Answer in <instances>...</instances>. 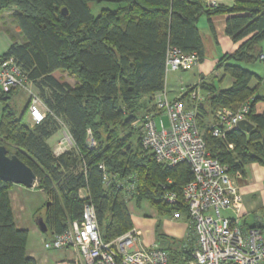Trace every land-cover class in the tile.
Listing matches in <instances>:
<instances>
[{
    "label": "trees",
    "instance_id": "trees-1",
    "mask_svg": "<svg viewBox=\"0 0 264 264\" xmlns=\"http://www.w3.org/2000/svg\"><path fill=\"white\" fill-rule=\"evenodd\" d=\"M102 2L116 3L118 8L93 16L90 4ZM5 13L23 42L13 41L0 60H15L48 112L41 123L32 125L25 121L28 105L18 114L10 103L16 91L0 90V146L34 171L36 188L48 196L47 235L60 234L80 219L86 203L81 189L95 206L106 242L134 229L128 208L133 200L138 207L148 201L159 215L183 213L189 219L182 191L193 179L190 166L157 163L143 148L142 134L134 124L155 110L154 96L165 89L170 47L197 53L204 61L198 27L204 16L215 37L212 17L228 15L226 34L241 43L234 54L221 58L216 66L220 73L200 85L206 93L199 105V122L207 149L233 173H243L251 163L264 165V113L256 112L257 104L264 102L260 93L264 77L239 65L258 62L263 55L264 0H236L230 7L212 6L207 0H0V27ZM59 71L75 78L76 84L57 79L54 74ZM226 77L232 85L219 89L215 83L220 86ZM195 88L190 87L182 100L188 102ZM247 101L253 129L235 128L225 138L213 137L210 120L217 109L237 110ZM62 127L74 146L56 155L48 141ZM90 136L94 147L89 145ZM12 186L0 179V264H37L27 253L29 231L15 224ZM168 191L179 196L176 204L165 201ZM191 228L178 240L161 234L157 226L158 246L168 251L169 264L193 259L196 240Z\"/></svg>",
    "mask_w": 264,
    "mask_h": 264
},
{
    "label": "built area",
    "instance_id": "built-area-1",
    "mask_svg": "<svg viewBox=\"0 0 264 264\" xmlns=\"http://www.w3.org/2000/svg\"><path fill=\"white\" fill-rule=\"evenodd\" d=\"M207 3L217 5L211 0ZM261 60H264L263 56ZM199 63L197 53H185L170 47L166 74L188 71ZM200 85L189 93L188 102L182 100L186 91L175 99H170L165 90L156 93L155 110L146 113L134 126L142 134L143 148L154 155L157 163L169 167L187 163L192 170L193 179L182 191L196 240L193 259L187 264H264L262 231L250 227L244 232L241 226L243 198L236 180L242 172H230L229 167L212 157L207 149L205 130L199 122V105L206 98ZM0 90L6 94L13 91L26 93L32 125L45 119L48 109L13 58L0 60ZM250 105L247 101L237 110L217 109L210 125L212 136L225 138L226 132L238 128L240 122L250 121ZM69 143L74 146L67 130L66 138L59 144ZM89 145L96 146L91 136ZM67 150L59 146L54 153L59 155ZM79 194L86 200L80 219L72 221L60 234H43L45 250L73 251L72 257L54 264H169L168 251L158 245L138 246L135 229L106 242L99 229L95 206L87 200L85 190L81 189ZM164 199L168 204H176L179 196L168 191ZM223 212L231 215H223Z\"/></svg>",
    "mask_w": 264,
    "mask_h": 264
},
{
    "label": "crops",
    "instance_id": "crops-1",
    "mask_svg": "<svg viewBox=\"0 0 264 264\" xmlns=\"http://www.w3.org/2000/svg\"><path fill=\"white\" fill-rule=\"evenodd\" d=\"M211 1H215L217 4L225 5L229 7L233 6L236 3V0H211ZM228 17H229L228 15H217L212 17L211 23L215 30V37L211 34L208 19L205 16L200 19L198 23V27L200 29L205 45V59L203 62H200L198 65H196L195 67H193L188 71L172 72L167 74L166 85L164 90L167 92L168 97L170 99L178 98L179 96L183 95L184 91H187L190 87L200 85L203 81L210 80L215 73H217L218 75L220 71L216 72V66L220 62L221 58L225 55L234 54L237 51L241 43L233 42L232 39L226 34V21ZM15 32L18 35H20L17 31ZM13 41L21 43L23 42V38L20 41L13 39V36H11L10 42H8L7 45V49L12 44ZM260 47L263 53L262 56L264 57V40L261 42ZM5 52L6 50L3 53ZM3 53L1 54V56L3 55ZM244 64L245 63H239V65L242 66L243 68L253 72L254 74L260 77H264V60L260 59V61L255 62V64L253 63L247 66H243ZM232 83L233 80L230 77H226L223 83L220 84V86L219 84H217V87L219 89H227L232 85ZM255 83L256 82L254 81L252 85H255ZM74 84H76V81ZM260 93L261 95H264V84L261 85L260 87ZM18 94L26 95V93H24L23 91H16L13 95L15 96ZM203 94L206 95L204 91ZM184 101L187 102V99ZM26 102L28 105V97L26 98ZM12 104L16 106L15 105L16 102ZM259 106H261L260 109ZM256 112L260 114L264 113V102H260L257 104ZM212 121L213 119L210 120V123H212ZM56 135H54L51 139L55 138ZM50 140L48 141V143L52 144ZM236 184L243 198L242 216H241L242 230L246 232L250 227H257L262 231L264 235V165H260L258 163H251L246 165V167L244 168V172L242 173V176L236 180ZM32 196L34 199H37L35 200L37 203L46 204V202L48 201V196L42 190H38L36 187L29 190L28 188H25L22 185L13 184L10 190V200L14 213L16 227L21 230L29 231L30 235L32 233L34 234L41 233L42 235L47 234V233H42L36 222L37 217L35 218V216H32V212L29 211L28 205H30L31 203H35L34 201L31 200ZM129 203H137V201L133 200ZM141 203L142 204L140 207H138L137 204L135 205V208H137V210H142L144 205H146V207L149 208L150 210L154 209L149 206L148 201L144 200ZM128 208L130 210L129 205ZM153 213L154 215L158 214V212L155 211H153ZM131 215L135 225L134 229L137 231L136 221L133 216V211L131 212ZM139 215L141 216V214ZM147 215L148 212H144L143 216L146 217ZM180 215H181L180 213H177L175 216L176 219H178ZM225 215H231V213L228 212L225 213ZM45 216L42 217L45 219ZM189 226H190L189 219L186 216L185 226L184 227L181 226L182 229L180 228L175 229V232L178 233L177 236H180V239H183L189 234L188 233ZM184 228H185V232L183 231ZM49 251L60 252V255L52 260L50 257L42 258V256H39V254H37L35 249L29 247V243L27 246L28 256L36 260L37 264H54L56 261L64 260L73 256L72 250H63V251L49 250Z\"/></svg>",
    "mask_w": 264,
    "mask_h": 264
},
{
    "label": "rangeland",
    "instance_id": "rangeland-1",
    "mask_svg": "<svg viewBox=\"0 0 264 264\" xmlns=\"http://www.w3.org/2000/svg\"><path fill=\"white\" fill-rule=\"evenodd\" d=\"M117 8H118V5L116 3H111V2L90 4L91 13L93 16L99 15L102 10H105V9L116 10ZM8 16H9V13L4 14V18H3V21L0 27V56L5 50H7V45H8V42H10L11 36H13V39L20 40V41L22 40L21 36L15 32L14 30L15 28L11 24V20L9 19ZM247 65H250V64L245 63L243 66H247ZM54 76L59 80L69 82L71 85L75 83V78L68 76L66 72L59 71V72H56ZM26 98H27L26 95L18 94L15 96L13 95L12 99L10 100V103L16 102L15 105H16L18 114H21L24 111L25 107H27ZM260 108L261 106H259V109ZM2 115H3V104L0 100V120L2 118ZM28 119H29V113L27 112L25 116V121L26 122L28 121L30 123V119L29 120ZM164 120H165V123L167 124V118H165ZM66 135H67V129L65 127H62L60 131L57 133V135L55 136V138L50 140V142L52 143L50 145L53 150L57 149L59 146L66 147L68 148V150L73 148V144H70V143L69 145L59 144L62 139L66 138ZM31 200L35 202V203H31L30 205H28L29 211L32 212V216H35V218L45 216L46 215V206L44 205L45 203H37L35 201L37 199H34L33 196ZM135 205L136 203H129L130 210L131 212L133 211V216L136 221V228H137L136 242L138 243L139 246L149 247V246H154V245L159 244V242L157 241V233H156V229L158 225H159V232L161 234H164L170 238H175L178 240L180 239V236H177L178 233L175 232V229H179V228L182 229L181 226L183 227L185 226V223H186L185 214L180 213L181 214L180 217L176 219L175 217L176 214L171 217L162 216L159 214L154 215L153 211L157 212L155 209H152L153 210L152 211L149 208H147L146 205H144L142 210H137V208H135ZM144 212H148V215L146 217L143 216ZM139 214H141V216ZM223 215H225L224 212H223ZM183 231L185 232V228ZM44 239L45 238L41 233H36V234L32 233L31 235L29 234V241H28L29 247H32L33 249H35L37 254H39V256H42V258L50 257L52 260L55 257L59 256L60 252H52V251L45 250L44 242H43Z\"/></svg>",
    "mask_w": 264,
    "mask_h": 264
},
{
    "label": "water",
    "instance_id": "water-1",
    "mask_svg": "<svg viewBox=\"0 0 264 264\" xmlns=\"http://www.w3.org/2000/svg\"><path fill=\"white\" fill-rule=\"evenodd\" d=\"M62 13L67 15V9L64 8ZM215 84L217 85V82ZM253 127L254 125L250 121H243L238 125L239 129L247 132L251 131ZM0 179L12 184L22 185L28 189L35 188L38 183L34 171L16 155L9 156L5 146H0ZM49 205L50 203H47V207ZM36 222L42 233L48 232V227L42 216L37 217Z\"/></svg>",
    "mask_w": 264,
    "mask_h": 264
},
{
    "label": "bare ground",
    "instance_id": "bare-ground-1",
    "mask_svg": "<svg viewBox=\"0 0 264 264\" xmlns=\"http://www.w3.org/2000/svg\"><path fill=\"white\" fill-rule=\"evenodd\" d=\"M171 205H173V204H171ZM192 229V228H191Z\"/></svg>",
    "mask_w": 264,
    "mask_h": 264
},
{
    "label": "clouds",
    "instance_id": "clouds-1",
    "mask_svg": "<svg viewBox=\"0 0 264 264\" xmlns=\"http://www.w3.org/2000/svg\"><path fill=\"white\" fill-rule=\"evenodd\" d=\"M27 112H28V110H27ZM31 124V123H30Z\"/></svg>",
    "mask_w": 264,
    "mask_h": 264
}]
</instances>
